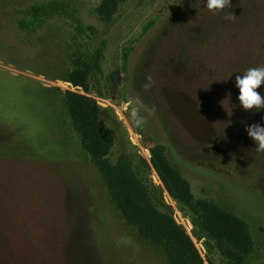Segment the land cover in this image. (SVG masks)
I'll return each instance as SVG.
<instances>
[{
    "label": "rangeland",
    "instance_id": "1",
    "mask_svg": "<svg viewBox=\"0 0 264 264\" xmlns=\"http://www.w3.org/2000/svg\"><path fill=\"white\" fill-rule=\"evenodd\" d=\"M250 68L264 0H0V264H264V152L246 131L264 107L235 87Z\"/></svg>",
    "mask_w": 264,
    "mask_h": 264
},
{
    "label": "clouds",
    "instance_id": "2",
    "mask_svg": "<svg viewBox=\"0 0 264 264\" xmlns=\"http://www.w3.org/2000/svg\"><path fill=\"white\" fill-rule=\"evenodd\" d=\"M206 7L214 12L230 7V0H206ZM224 19H234L233 14H226ZM264 83V68H250L235 77V87L238 88L237 99L244 109H260L264 107V98L256 89ZM134 123L139 126L143 119L135 111L132 113ZM264 120V116L261 117ZM248 136L255 142V150L264 152V125L252 124L246 126Z\"/></svg>",
    "mask_w": 264,
    "mask_h": 264
},
{
    "label": "trees",
    "instance_id": "3",
    "mask_svg": "<svg viewBox=\"0 0 264 264\" xmlns=\"http://www.w3.org/2000/svg\"><path fill=\"white\" fill-rule=\"evenodd\" d=\"M58 9V2H49L47 4H42V5H33L31 6L28 14L30 15L29 18H28V23L30 24H34L36 19V15L38 14H46L48 12H52V11H55ZM32 12V14H31ZM25 22H22L21 21V25L23 27H25ZM153 156L155 155L156 152L158 151H161V146L159 145H156V147L153 148ZM154 163L156 165V167L158 168V160L154 159ZM114 168H109L107 167L105 169V173L109 175L110 179H118V176L117 177H114L111 175V171L113 170ZM111 179V181H112ZM164 181L167 182L168 179L167 178H164ZM127 196V195H125ZM140 200V198H139ZM125 207L126 208V211L128 212L132 207H133V204L131 202H129L128 200L125 201ZM137 212L139 213H135L134 215H131V217H137L139 218L142 223L144 224L145 228H144V233L143 236L146 238V239H151L152 241H154V238H153V235L154 233L157 235V237L161 238V235L163 234L164 231H158L157 228H154L153 226H150V225H147L146 224V219L147 218L146 216H144L138 209H136ZM170 224H171V227L175 224L174 223V220L170 218ZM164 235H166L167 237H170L171 238V242H170V245H172V247H176L178 248L179 246L181 245H184V250H183V254L184 255H191L194 259L196 258L197 260L199 259V256L197 255V253L195 252V249L194 247L192 246L189 238L183 234L182 230H180L179 228L173 231L170 232V234L168 235L167 233H165ZM182 240V242L180 241ZM150 241V240H149ZM155 244V243H154ZM156 244L158 245H153V246H158V247H162V246H166V244L163 243V240H159ZM230 251V250H228ZM228 254V253H227Z\"/></svg>",
    "mask_w": 264,
    "mask_h": 264
}]
</instances>
